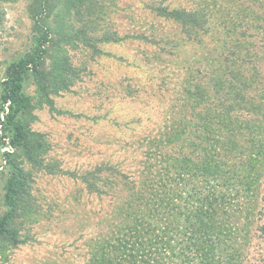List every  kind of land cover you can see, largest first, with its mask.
Masks as SVG:
<instances>
[{
  "label": "rangeland",
  "instance_id": "374dc122",
  "mask_svg": "<svg viewBox=\"0 0 264 264\" xmlns=\"http://www.w3.org/2000/svg\"><path fill=\"white\" fill-rule=\"evenodd\" d=\"M34 2L0 0V122L7 112L2 104L7 69L33 51L40 36L31 14ZM52 4L45 72L52 73V80L64 65V79L72 85L66 90L51 85L46 97L31 74L25 77L24 93L32 104L28 121L41 146L36 143L35 163L17 155L31 175V210L21 212L15 225L24 244L12 247L9 240H0V264H84L91 244L120 223L116 210L125 199L120 188L112 192L113 200L93 195L84 177L91 180L90 172L107 165L141 177L147 152L153 149L150 143L158 147L157 156L184 154L191 141L188 121L205 108L194 103L192 93L225 77L223 55L230 46L247 41L261 51L256 65L261 83L250 92L253 99L260 98L264 86V23L257 20L264 19V0ZM161 4L172 10H207L209 31L161 16L154 10ZM1 127L0 216L7 211L5 186L12 171L6 153L13 152ZM171 136L180 139L166 145ZM104 185L99 183L107 189ZM258 193L250 264H264V179ZM240 221L244 223L243 216Z\"/></svg>",
  "mask_w": 264,
  "mask_h": 264
},
{
  "label": "trees",
  "instance_id": "16d2710c",
  "mask_svg": "<svg viewBox=\"0 0 264 264\" xmlns=\"http://www.w3.org/2000/svg\"><path fill=\"white\" fill-rule=\"evenodd\" d=\"M52 3L35 0L31 14L34 30L40 34L37 45L8 67L3 82L2 104L7 112L0 125L9 134L13 152L6 153L12 171L5 186L7 211L0 216V240H9L12 247L25 243L17 239L15 225L21 212L31 210V175L17 155L20 152L35 163L39 154V141L28 121L32 104L24 93L25 77L31 74L46 97L51 85L65 90L72 85L64 79V65L56 69L57 78L52 80V73L45 72ZM154 10L209 31L211 13L205 9L172 10L161 4ZM242 43L230 46L223 55L225 77L192 93L194 103L205 108L188 121L191 141L184 145V154L157 156L158 147L150 143L153 149L147 152L141 177L116 165L95 169L89 173L91 180L89 175L84 177L93 195L113 200V191L120 188L125 193L116 210L120 223L91 244L84 264H250L251 217L260 213L258 192L264 179V86L260 98L253 99L250 92L261 83L256 67L261 51L247 41ZM247 67L251 71L246 74L241 68ZM179 139L171 136L166 145ZM102 174L108 176L104 181Z\"/></svg>",
  "mask_w": 264,
  "mask_h": 264
}]
</instances>
